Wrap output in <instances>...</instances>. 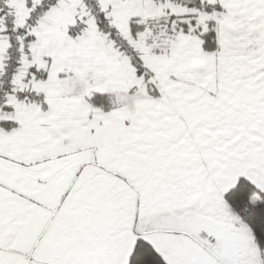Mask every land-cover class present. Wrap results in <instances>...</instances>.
Instances as JSON below:
<instances>
[{"label":"snow or ice","instance_id":"1","mask_svg":"<svg viewBox=\"0 0 264 264\" xmlns=\"http://www.w3.org/2000/svg\"><path fill=\"white\" fill-rule=\"evenodd\" d=\"M0 264H264V0H0Z\"/></svg>","mask_w":264,"mask_h":264}]
</instances>
